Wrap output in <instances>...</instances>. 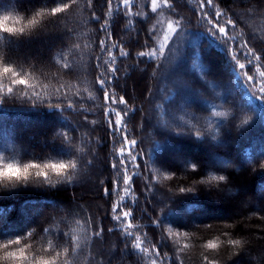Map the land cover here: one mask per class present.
Returning a JSON list of instances; mask_svg holds the SVG:
<instances>
[{
    "label": "trees",
    "instance_id": "obj_1",
    "mask_svg": "<svg viewBox=\"0 0 264 264\" xmlns=\"http://www.w3.org/2000/svg\"><path fill=\"white\" fill-rule=\"evenodd\" d=\"M67 3L68 10L52 14ZM118 3L112 0L109 8L108 0H0V17H13L10 23L19 17L25 27L23 32H0V63L31 84L11 85L9 75L0 77V160L72 165L63 175L52 173L51 183L43 177L0 181V243L25 238L30 253L40 255L49 242L58 251L67 247V232L81 237L79 252L72 253L75 264H83L89 247L104 264H152L155 248L160 249L157 264H255L251 257L264 253V103L259 99L264 83V0H212L211 5L206 0H169V6L155 12L151 0H131L128 9L117 8ZM251 18L253 23L248 21ZM33 19L36 23L29 24ZM169 21L182 27L165 57L160 61L140 57L139 52L158 47ZM61 22H68V27L57 32ZM217 23L227 35L217 31ZM252 24L259 26L260 34ZM155 28L159 30L154 34ZM45 30L62 36L45 52L44 60L14 54L13 43L41 40ZM245 42L261 54L259 62L251 58L249 63L240 54L238 46ZM120 48L127 55L122 56ZM233 52L245 69H239ZM80 54L81 67L75 63ZM65 63L68 69L63 68ZM112 66L118 69L115 80L105 72ZM102 72L111 81L107 90L115 97L107 105L96 83ZM245 72L253 82L247 81ZM9 86L12 93L7 92ZM120 96L136 110L119 104ZM109 109L124 115L128 138L138 141L136 151L147 161L138 169L129 164L130 193L124 191L125 169L120 166V149L125 148V155L128 149L121 131L109 124L115 119L108 115ZM213 110L226 115L216 116ZM35 120L45 124L41 128L48 136L35 142L33 151L21 150L19 146L30 141L28 128ZM193 126L204 135L196 137ZM183 145L190 155L185 162L176 156ZM96 161L102 165L97 196L85 201L78 195L80 189V193L87 190L82 172ZM192 164L197 165L195 170ZM228 187L246 189L261 210H242L230 221L193 214L206 206L219 208L208 199L223 200ZM180 188L187 191L181 193ZM233 205L225 206L232 210ZM123 211H131L132 216L116 221L114 216H122ZM249 213L256 217L245 220ZM86 217H91L93 226L104 228L91 242L82 232ZM137 236L149 251L133 247ZM109 245L115 250L106 260ZM258 264H264V256Z\"/></svg>",
    "mask_w": 264,
    "mask_h": 264
},
{
    "label": "snow or ice",
    "instance_id": "obj_2",
    "mask_svg": "<svg viewBox=\"0 0 264 264\" xmlns=\"http://www.w3.org/2000/svg\"><path fill=\"white\" fill-rule=\"evenodd\" d=\"M131 0H119V3L117 4V8L123 6L125 9H128L130 6ZM206 3L208 5H211L212 0H206ZM169 6V0H151V9L153 12H155L158 8H163ZM71 7L70 3L65 4L62 7H58L52 10V14H57L64 12L68 10ZM108 7H112V0H108ZM203 10V8L201 9ZM217 17L221 15L219 11L215 13ZM13 20V17L11 16H3L0 17V32H8V33H17V32H23L25 30V27L22 25V19L19 17H15V23H10V21ZM36 20L33 19L29 21V24H35ZM105 23H107L105 21ZM228 24H233V21L229 20L227 22ZM20 25V26H17ZM182 25L178 21H169L167 23V28L164 31L162 39L159 40L158 47H152L150 51H141L139 52L140 57H148L151 59H154L155 61H160L162 58L165 57V52L168 49V46L170 42L172 41L174 35L177 33L178 29H180ZM217 31L221 34L227 35L226 28L223 26H219V23L216 25ZM104 30V29H102ZM159 29L155 28L153 29V33L155 34ZM215 35L216 33L213 32ZM101 46L105 45V41L101 40L100 42ZM113 47H117L116 45H113ZM240 48V54L244 56L246 60H249V63L252 62L251 58H254L255 61L259 62L261 60V54L254 51L251 47L247 46V42H245L243 45L238 46ZM246 49V51H245ZM120 54L127 55L123 51V48H120ZM110 57H113V54L109 53ZM233 59H236V53H232ZM112 65L115 64V58H112L111 61ZM100 60L97 58V67L99 68ZM236 64L238 65L239 69L243 70L245 69V64L240 63L238 59H236ZM161 65L157 64V68H159ZM63 68L68 69L69 65L65 63L63 65ZM105 72H108L112 80L117 79V72L118 69L115 66H112L110 70L106 67ZM105 72H102L100 77L96 79V83L99 85L100 89L103 90V99L105 101V104L107 105L110 102H114L115 97L109 93L107 90L108 85L111 83V81L108 79V76L105 74ZM5 75H9L11 77V85H21L25 87H31L30 81L28 78L22 76L21 74L17 73L11 66H5L3 63H0V77H4ZM245 77L248 82H253V77L251 75H248L247 72H245ZM8 93L13 92V87L9 86L7 88ZM259 99L261 103H264V83L261 84L259 88ZM119 104L124 105L125 108L128 111H135V108H131L128 105V100L124 98V96L119 97ZM55 107H60L59 104L53 105ZM72 105L69 104L68 107H71ZM214 111V110H213ZM108 115L115 116L114 121L109 120V124H115L117 128L121 131V140L126 145L128 151L127 155H125V148L122 147L120 149V166L125 169L124 175H123V183L125 185L124 191L125 193H130L133 190V176L128 174V166L132 167V169H138L141 166V162H143L145 165L147 164V161H143V158L140 157L139 152L136 151V146L138 145V141L133 138H128V132L127 128L124 126V115H122L119 111H114L112 109L108 110ZM214 115L216 116H224L225 113L222 112H215ZM85 119H87L85 117ZM173 127H175L173 125ZM194 135L196 137H202L204 135V132L201 131L199 128H196L193 126ZM193 129H188L190 133H192ZM176 131H184L183 128H176ZM115 131V130H113ZM144 141L141 140L139 143H143ZM71 163H63V162H48V163H37V162H30L24 165H20L18 163L10 162L5 163L2 160H0V181H27L30 177H43L46 180H48L49 183H51L50 175L52 173H55L56 175H63L67 168L71 167ZM112 167L115 169L117 166L115 163L112 164ZM192 169L195 170L197 165L192 164ZM134 175H139V173L134 172ZM71 179V177H68ZM219 180H224V176H219ZM187 191L185 188H180L179 192L184 193ZM105 194L108 193V188L105 187L104 189ZM116 211V208H113V212ZM132 216L131 211H123L122 216L121 215H115L114 219L116 221H120L122 218H129ZM91 217H86L83 221L84 229L82 232L85 233V238L88 241L94 240L97 236H100L104 232V228L102 225L93 226L90 224ZM157 224H159V220L156 221ZM111 231V229H109ZM33 233H28L27 237H32ZM64 236L68 237V246L64 247L62 251H58L51 242L48 243L47 249H41L40 255H33L30 253V245L27 243V240L25 238H17L13 241L7 242V243H0V261H3L4 264H75V261L72 259V253H78L81 247V237L76 235H70L69 233L65 232ZM233 243H236V241H233ZM127 247V245H126ZM133 247L139 249L142 252L149 251L148 249H145L143 247V241L137 236L135 237L133 241ZM210 247H215V245H210ZM151 254L155 257L152 260V264H157V261L160 257V249L155 248L151 251ZM93 259V254L90 250V247L88 248V251L86 253V258L83 262V264H91V261Z\"/></svg>",
    "mask_w": 264,
    "mask_h": 264
},
{
    "label": "rangeland",
    "instance_id": "obj_3",
    "mask_svg": "<svg viewBox=\"0 0 264 264\" xmlns=\"http://www.w3.org/2000/svg\"><path fill=\"white\" fill-rule=\"evenodd\" d=\"M245 1V0H244ZM81 12V10H80ZM249 22L253 23V19H249ZM68 22H61L59 25V28L56 30L58 31H63L65 28L68 27L67 25ZM80 24H83V21L80 20ZM55 26V25H54ZM253 26V24H252ZM57 27V26H56ZM255 32H257V34H260V28L259 26H253ZM57 32H52V30L50 31H44V38H42L41 40H37L36 42H32V41H28V42H22V41H16L15 43L12 44V47L14 48V54L21 58V59H32L30 56L33 57L34 60H44L45 58V52L47 50H51L53 44L57 41V39H59L60 36L62 35H58L56 36ZM52 33V35H51ZM65 40V39H64ZM75 63L77 66H82V55H79L78 59H75ZM170 82V79H169ZM60 121H56V124H59ZM32 127H29L28 130H30V141L27 143H24L19 146V148L21 150H27V151H33L35 148V142L39 141V142H44L45 139L47 138L48 134L47 131H45L44 128H41L42 126H44V123H41L39 120H35L32 121L31 123ZM158 124V121H154L153 126H156ZM37 129H41L42 131L38 132ZM177 144H173L172 147L173 148H177ZM183 149L177 151L176 156L181 160V161H187L190 157V155L188 153H185V150L188 149L185 145L182 146ZM194 152H197V149H195ZM55 153L57 154H62V150H56ZM198 157V154L195 155ZM95 158H98L97 156ZM216 160V158H214L213 160L208 161L207 164H212V162H214ZM182 167V166H181ZM183 169V171L185 170V168H181ZM102 172V165L99 162H94L91 166L86 167L85 169H83L82 172V177L85 180H88L87 182V187L84 186V189L86 188V192H81L79 190L78 195L81 196V198H84V200L86 201L87 199H90L92 197H96L97 196V178L98 176L101 174ZM82 180V178L80 179ZM89 183V184H88ZM83 189V190H84ZM85 191V190H84ZM223 195H225L226 198H224L223 200L217 197H210L208 199L209 202H212L214 204H216L217 206H219V208H217L215 211L214 210H210L207 206L203 209H198L195 210V212L193 213L195 216H199L201 218H211L213 220H228L230 221L232 219L233 216H237L241 214L242 210L248 209V208H252L255 210H261V204L260 202L256 201L255 198H251L250 196H248V193L246 192V189L244 190V188H239L238 190L232 189L230 187H228L224 193H222ZM236 197H238V200L236 201ZM160 198H162L163 200V196H161ZM207 202V201H206ZM228 202H231V204L233 203V209L231 210L230 207H226L225 205L228 204ZM83 206V205H81ZM226 207V208H224ZM28 209H30L31 207L28 206L26 207ZM216 208V207H215ZM74 211L76 210L75 208L73 209ZM255 214L254 213H249L248 217H245V220L250 219L251 217H254ZM256 217V216H255ZM65 218V217H64ZM63 218V219H64ZM54 231H57V226L54 225L53 227ZM258 238H262L261 235L257 236ZM103 248V247H102ZM105 250L107 252L106 254V260L107 258L111 257L114 254V250H115V246L114 245H109L108 247H105ZM264 256V253H262L261 251L256 253V256L253 255L251 258L253 261H255V264L259 263V260ZM91 264H104L103 261H101L99 258H94L91 261Z\"/></svg>",
    "mask_w": 264,
    "mask_h": 264
},
{
    "label": "clouds",
    "instance_id": "obj_4",
    "mask_svg": "<svg viewBox=\"0 0 264 264\" xmlns=\"http://www.w3.org/2000/svg\"><path fill=\"white\" fill-rule=\"evenodd\" d=\"M248 119H251V117H249ZM74 166V165H73Z\"/></svg>",
    "mask_w": 264,
    "mask_h": 264
}]
</instances>
